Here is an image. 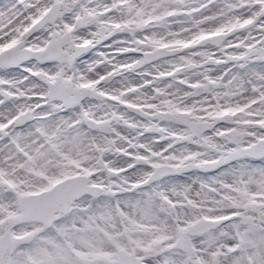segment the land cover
<instances>
[{
    "label": "snow or ice",
    "instance_id": "1",
    "mask_svg": "<svg viewBox=\"0 0 264 264\" xmlns=\"http://www.w3.org/2000/svg\"><path fill=\"white\" fill-rule=\"evenodd\" d=\"M0 264H264V0H0Z\"/></svg>",
    "mask_w": 264,
    "mask_h": 264
}]
</instances>
